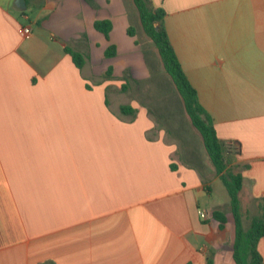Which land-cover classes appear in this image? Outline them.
Instances as JSON below:
<instances>
[{
  "label": "crops",
  "instance_id": "crops-1",
  "mask_svg": "<svg viewBox=\"0 0 264 264\" xmlns=\"http://www.w3.org/2000/svg\"><path fill=\"white\" fill-rule=\"evenodd\" d=\"M16 1L0 0V264H236L233 219L225 230L212 219L220 178L195 127L201 143L190 140L186 109L118 102L125 71L134 82L151 77L134 0H25V10ZM151 2L167 13L218 137L239 144L242 211L244 195L255 216L264 204V0ZM100 20L112 22L109 38ZM67 47L84 55L81 69ZM154 48L152 63L170 77ZM259 251L264 260V238Z\"/></svg>",
  "mask_w": 264,
  "mask_h": 264
},
{
  "label": "trees",
  "instance_id": "trees-1",
  "mask_svg": "<svg viewBox=\"0 0 264 264\" xmlns=\"http://www.w3.org/2000/svg\"><path fill=\"white\" fill-rule=\"evenodd\" d=\"M134 3L138 9L143 30L158 50L164 70L181 95L191 123L200 133L205 150L228 192L230 213L234 224L233 253L236 264H263L259 243L264 238V204L260 206L259 213L251 218L250 225L246 228L240 199L244 187L242 171L245 166L238 162L239 144L234 141L237 147L232 142L218 137L214 119L201 103L198 91L187 77L170 40L165 24L166 11L163 8H155L151 0H134ZM95 27L109 38L113 24L110 20H100L95 23ZM128 32L135 36L133 27H130ZM65 51L79 69L84 66V55L81 52L69 47ZM116 53V46H110L106 56L114 57ZM126 89L127 86L124 85L123 90ZM121 111L133 116L137 113L136 108L127 104L121 106ZM172 168H175V165H172ZM229 216L227 212L218 209L212 212V219L218 222L221 230L227 228Z\"/></svg>",
  "mask_w": 264,
  "mask_h": 264
},
{
  "label": "rangeland",
  "instance_id": "rangeland-1",
  "mask_svg": "<svg viewBox=\"0 0 264 264\" xmlns=\"http://www.w3.org/2000/svg\"><path fill=\"white\" fill-rule=\"evenodd\" d=\"M28 14L29 17L33 19L34 17L33 13H28ZM135 28L137 30V38L139 39L140 45L144 50L146 57L148 58L151 77L144 81L141 80L134 82L133 79L129 78L130 76L128 74L129 72L125 71L124 77L126 80H128L129 83H127L126 85L127 86L126 90H123L122 87L123 92L120 95L118 102L122 101L127 103L131 101V98L136 96L140 100L138 101L139 102L138 104L141 106L139 108H143V107L146 108V106H148L149 109H151L152 111V107L156 110L159 109L160 106L167 107L170 104L169 106L170 108L176 110H181V109L184 110L185 108L182 99L180 98V95L176 90V87L174 86L173 82L170 80L171 78L162 73V68L160 64L161 62H159V66L158 65L156 66L154 63H152V50L155 49L152 40L146 35L143 29L138 30V27L136 25ZM152 71L154 74V80H156L153 83H152ZM158 95H161L160 98H156L152 101V97H156ZM162 95L165 96L164 100H167V102L161 100ZM158 106L159 108H157ZM189 121H190L189 123H191V120ZM189 126L190 129H192V131L196 133L195 134L196 136L194 138L191 137L190 140L193 141L194 143H198V142L201 143L200 136L198 132L194 129V126L192 124H189ZM214 189H215L214 191L215 194L213 195V197L215 201L222 202V205L217 209L227 212L231 216V218H233L230 213L231 211L230 198L223 182L220 179L214 181ZM242 199L244 202L243 203L244 210L246 209L245 211L246 213L243 212L244 225L247 228L250 223V218L256 213V209L254 207H251L249 203H245L248 201V198L244 197V195Z\"/></svg>",
  "mask_w": 264,
  "mask_h": 264
},
{
  "label": "built area",
  "instance_id": "built-area-1",
  "mask_svg": "<svg viewBox=\"0 0 264 264\" xmlns=\"http://www.w3.org/2000/svg\"><path fill=\"white\" fill-rule=\"evenodd\" d=\"M20 33H21L23 38L30 39L31 36H32V28L30 26H23L20 29ZM228 141L232 142L235 145H237V143L234 142L233 140H228ZM237 147H238V145H237ZM199 214H200V217L203 218V219H207L208 218V214L204 210L199 211Z\"/></svg>",
  "mask_w": 264,
  "mask_h": 264
},
{
  "label": "water",
  "instance_id": "water-1",
  "mask_svg": "<svg viewBox=\"0 0 264 264\" xmlns=\"http://www.w3.org/2000/svg\"><path fill=\"white\" fill-rule=\"evenodd\" d=\"M16 5L21 10H25L26 9L25 0H17L16 1Z\"/></svg>",
  "mask_w": 264,
  "mask_h": 264
}]
</instances>
